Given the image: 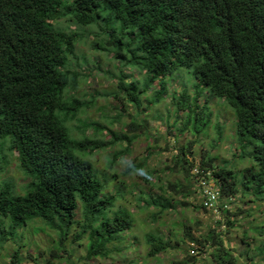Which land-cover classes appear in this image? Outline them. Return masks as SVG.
<instances>
[{
  "label": "trees",
  "instance_id": "trees-1",
  "mask_svg": "<svg viewBox=\"0 0 264 264\" xmlns=\"http://www.w3.org/2000/svg\"><path fill=\"white\" fill-rule=\"evenodd\" d=\"M63 19L83 26L99 24L103 40L95 44L113 53L119 71L118 89L113 93L126 106L138 101L140 94L155 83L159 86L183 68L191 70L199 85L234 113L231 134L235 144L241 146L235 159L247 163L239 171L234 169L235 160L214 167L222 193L237 195L242 188V198H263L264 0H0V139L17 152L28 179L23 194L16 193L9 183H0L1 243L9 237L22 238L20 229L40 220L56 232L57 249L64 247L73 227L80 228L73 240L89 234L87 258L92 259L106 257L113 250L107 245L114 236L103 235L104 227L120 233L134 226L125 208L113 211L116 196L106 194L104 182L95 178L93 164L82 156L110 143H131L133 136L115 135L105 145L99 139L104 126L79 125L82 133L90 125L95 129L93 138L84 135L78 140L69 125L84 103L71 95L78 87V78L68 68L79 35L57 28L54 23ZM125 69H137L142 88L138 81L127 82L129 77L136 78L126 75ZM167 85L160 84L156 91L159 96L166 94ZM197 110L199 121L207 116L206 112L211 115L208 104L197 105ZM190 111L192 114L194 108ZM207 118L204 124L210 122V116ZM185 125L187 132L190 124ZM140 127L134 121L130 125L135 132ZM216 130L224 135L219 123ZM126 151L115 153L110 167ZM210 158L211 162L215 159ZM138 169H144L141 163ZM151 174L146 169L144 180ZM112 176L116 179L120 173ZM160 189L163 192V187ZM164 196L151 195L147 201H140L146 210L152 209L153 221L167 210L177 211L176 202ZM178 204L187 207L189 203L183 200ZM184 227L195 244H210L214 264H244L238 262L219 235L210 232L208 237L195 238L192 228L186 224ZM146 240L149 256L174 249L180 242L157 231L147 233ZM262 248L259 257L264 260V245ZM56 251H51L53 259L63 256ZM11 260L10 264L23 263L19 250L14 251Z\"/></svg>",
  "mask_w": 264,
  "mask_h": 264
},
{
  "label": "rangeland",
  "instance_id": "rangeland-1",
  "mask_svg": "<svg viewBox=\"0 0 264 264\" xmlns=\"http://www.w3.org/2000/svg\"><path fill=\"white\" fill-rule=\"evenodd\" d=\"M54 24L68 33L75 31L79 35L75 57L71 58L68 68L71 73L78 76V87L71 91V95L86 105L79 111L77 117L69 122L71 129L74 130L73 135L79 139L84 135L93 138L94 125H90L85 133L77 128L79 125L92 123L104 126L99 139L104 140L105 145L115 135L133 136L132 143L128 141L110 143L105 148L88 153L87 157L95 166V178L104 182L106 194L116 196L117 202L112 208L113 211L125 208L134 220V226L120 233L112 232L110 228L104 227L103 235L114 236L107 245L113 250L106 257L98 255L88 259L89 234H86L83 239L73 240L80 231L79 227H73L63 247L68 250L65 252L62 247L56 248L55 240L58 239L56 232L37 220L20 229L22 238L11 240L9 237L10 240L0 242V264H10L15 250H20L22 264H183L182 259L188 250L187 243L190 241L189 235L184 232V225L192 226L191 231L195 238L205 235L208 237L209 230L205 228V224L210 222V218L207 211L197 209L196 206L200 205L199 196H196V199L188 195L181 184L169 187V183L186 184L188 178L182 167L176 166L174 155H177L176 151L179 152V147L189 145L190 139L194 136L196 142L192 144L194 150L190 153L196 162L204 161L214 166H221L226 160L234 162V153L237 152L232 148L233 145L237 146L231 134V128L234 127V113L224 101L212 97L209 89L199 85L198 78L187 68L181 69L160 82L161 86L168 84L165 95L159 96L160 93L156 92L158 84L155 83L146 93L140 94L138 101L126 106L120 98L113 97V92L118 89L119 83V71L116 69L117 63L113 59V53L95 47L97 41L103 40V34H98L99 25L81 27L66 19L56 21ZM136 72L137 69H125L126 75H134L136 78L132 79L128 76L127 82L138 81L142 88L144 83H141L140 74ZM185 91L191 95L190 101L185 96ZM198 94L200 97L196 100ZM174 95L177 96L176 100L173 99ZM204 104L209 105V112H211V115L206 112V115L210 116L208 124H204L208 119L207 116L199 121L197 105ZM182 107L184 109H180ZM191 108H194L192 114ZM133 121L141 126L137 132L130 129ZM185 123L190 124L191 134L186 132ZM218 123L222 126L224 135H220L216 130ZM170 127L171 130H169ZM175 132L176 136H174ZM128 144L129 152L118 156L115 166L110 167L114 154L123 152ZM215 145L218 147L213 150ZM0 146L4 151V157L0 156V183H9L16 193L23 194L27 189L28 179L19 166L18 155L9 150L7 145ZM237 147L240 149L241 146ZM211 156L216 159H214L215 162L214 160L209 162L208 159H213L210 158ZM247 159L249 163H252V160ZM140 163L143 165V170L138 169ZM246 165L247 163L237 159L234 169L239 171ZM128 167L137 168L128 173L126 171ZM146 169L152 171L149 180L143 178ZM114 172L120 173L116 179L112 176ZM160 186H163L165 192L159 189ZM151 195L154 197L165 195L176 203L185 200L189 204L186 210H184L186 207H180L177 204L176 212L174 208L167 210L164 215L153 221L155 214H151L152 209L146 210V207L140 203V201H147ZM225 200V198L222 199V201ZM247 203L242 197L236 200L232 208L236 211L241 207L238 212L241 218L235 220L233 229L223 232V239L229 246H234L237 253L253 240H256V246L263 241L258 231L260 226L264 225V203L259 201L254 204ZM80 211L78 218L82 216ZM195 221L199 222V225H195ZM100 226L101 223L98 227ZM156 231L164 237H173L174 241L177 239L181 243L179 242L174 249L169 248L166 252L147 258L149 246L145 235ZM230 238L237 240V243H232ZM52 250H57L56 252L63 256L53 259ZM250 252L252 255L255 254L254 249ZM35 257H37L36 260ZM48 260L51 262L48 263ZM196 264L213 263L209 259L202 261L199 257Z\"/></svg>",
  "mask_w": 264,
  "mask_h": 264
},
{
  "label": "clouds",
  "instance_id": "clouds-1",
  "mask_svg": "<svg viewBox=\"0 0 264 264\" xmlns=\"http://www.w3.org/2000/svg\"><path fill=\"white\" fill-rule=\"evenodd\" d=\"M78 25H80V24H78ZM93 25H99V24H93ZM80 26L82 27L83 25H80ZM88 27H89V25H88ZM71 32L72 31H70V33ZM73 32H75V31H73ZM100 33H101V29H100V32H98V34H100ZM97 42L100 43L99 41H97ZM97 45L98 44H95V47L97 49H100ZM75 49L76 48H74L73 54L69 55V60H71V58L75 57ZM69 65H70V63H69ZM77 78H78V76H77ZM159 86H160V84H159ZM159 86H157V88ZM161 96H163V95H161ZM185 96L191 100V95L187 91H185ZM113 97H115L114 94H113ZM176 98H177V96L174 95L173 99L176 100ZM85 105L86 104L84 103V106ZM188 132L191 134L190 128L187 129V133ZM232 135H233V133H232ZM77 139L79 140V138H77ZM190 141H191V143L189 145L179 147V152L176 151L177 155L176 154L174 155L176 166H181L182 169L186 172V175L188 176L186 184H183V183H176V184H178V185L181 184L182 187L185 190L186 189L189 190L191 192L190 195L194 196L196 199H197L196 196L200 197L199 198V204L200 205H197V206L195 205V206L199 210H203V211L208 212L210 222L208 224H205V228L207 230H209L208 235L210 232H214L216 235H219L221 237V239L223 240L225 246L231 249V252L238 259V262H240V263L243 262L244 264L246 262L248 264H251V263L263 264L264 260H261V258L259 256H260V250L263 249L262 247L264 245V225L260 226V229L258 231V235L262 238L263 241L259 245L256 246V240H253L252 242L247 243V245L244 247V249L239 253H237L235 251L234 246H229L225 242V240L223 239L224 238L223 232H226V231L233 229L235 226V220L241 218V216L238 215L239 209L241 207H239L238 210L233 211L232 206L236 202L237 199L242 197L243 189L240 188V192L237 195H234V194H232L231 196L224 195L222 193L221 183L218 181V178L214 174V167H216V166H214L212 163L206 164L204 161L201 163L196 162L193 155H191L192 153H190L194 150L192 148V144H194L196 142V139L194 138V136H192V139H190ZM2 144L7 145V147H8V143L4 144V141H2L0 139V145H2ZM127 146H129V144ZM128 148H130V146ZM128 148L124 149V150L127 149L126 153L129 152ZM183 148H185V150ZM232 148H234L237 151L236 153H234V160L237 161L235 158L238 157L237 155H239L238 153H239L240 149H238L237 147L235 148L234 146H232ZM182 150H184L185 152L182 153ZM3 152L4 151L0 146V156H4ZM92 152L93 151L89 150L85 154H82V156L84 158H86L87 160H89L87 157V154L92 153ZM188 156H191L192 158L188 157ZM208 160H210V159H208ZM187 164L189 166H187ZM19 166H20V163H19ZM113 166H115V163ZM93 168L95 169L94 165H93ZM95 170H94V173H95ZM204 180H206V183H208V184L213 183L214 186H216V194L211 199H208L203 194L204 186L201 184V181H204ZM190 182H191V184H190ZM170 184H171V187H174V185H176L175 183L174 184L170 183ZM160 187H163V186H160ZM160 187H159V189H160ZM163 192H165V190H163ZM223 198H225L226 200L222 201ZM242 199L243 200L245 199L244 201L246 204H248L247 202H249V204H254L258 201L261 203H264V196L261 199L258 196L246 195ZM173 202H174V200H173ZM177 204L178 203H176V207H178ZM186 209H187V207L184 210H186ZM195 225H199V222H196ZM211 225H212V227H210ZM186 226H188L189 229L192 228V226H190V225L186 224ZM183 229H185V227ZM146 235H145V237H146ZM189 239H190V237H189ZM230 239H231L232 243H237V240H235L233 238H230ZM208 244H209L208 242H205V243H201V244L197 245V244H195L193 239H190V241L187 243V247L189 248V250L186 251V254L183 256V259H182L183 264H196L197 259L199 257H201L202 261L209 259V261L214 264L216 261L212 257V247L210 246V244L209 245ZM252 249L255 250V254H253V255L250 252ZM20 255H21V252H20ZM155 256H157V255H155ZM202 256H204V257H202ZM146 257L151 258L154 256H149L148 254H146ZM21 258H22V255H21ZM36 258L37 257H35L34 259H36ZM247 260H250V261H247Z\"/></svg>",
  "mask_w": 264,
  "mask_h": 264
},
{
  "label": "built area",
  "instance_id": "built-area-1",
  "mask_svg": "<svg viewBox=\"0 0 264 264\" xmlns=\"http://www.w3.org/2000/svg\"><path fill=\"white\" fill-rule=\"evenodd\" d=\"M201 184L204 186V196H206L208 199L213 198L216 194V186H214L213 183H206V180L201 181Z\"/></svg>",
  "mask_w": 264,
  "mask_h": 264
}]
</instances>
